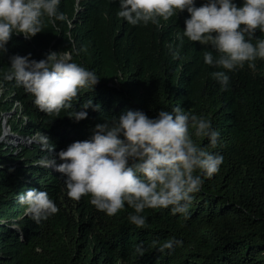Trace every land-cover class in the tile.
<instances>
[{"label":"trees","instance_id":"16d2710c","mask_svg":"<svg viewBox=\"0 0 264 264\" xmlns=\"http://www.w3.org/2000/svg\"><path fill=\"white\" fill-rule=\"evenodd\" d=\"M15 5L0 264H264V0Z\"/></svg>","mask_w":264,"mask_h":264},{"label":"rangeland","instance_id":"374dc122","mask_svg":"<svg viewBox=\"0 0 264 264\" xmlns=\"http://www.w3.org/2000/svg\"><path fill=\"white\" fill-rule=\"evenodd\" d=\"M10 7H11V12L13 13V16H15L16 12V5H15V0L10 2ZM4 93H1V98H4L5 96L3 95ZM2 104L6 102V99H0ZM14 111L11 113H6V112H1L0 113V150H4V152L8 151H13L16 156H18L20 153V147L21 146H26L29 149H32L36 141L34 139L29 140L27 137H22L17 135L14 130H12V124L17 123L16 117L13 115ZM7 145L11 146L8 148H5ZM1 155V152H0ZM24 160H21L20 162H15V163H10L7 166H3V164H0V171L9 169L10 173H15L17 169L21 166V162ZM58 169V168H57ZM6 221H3L4 223ZM14 230H19V228L15 225L12 226ZM20 234V233H19ZM0 259H4L3 257Z\"/></svg>","mask_w":264,"mask_h":264},{"label":"water","instance_id":"95a60500","mask_svg":"<svg viewBox=\"0 0 264 264\" xmlns=\"http://www.w3.org/2000/svg\"><path fill=\"white\" fill-rule=\"evenodd\" d=\"M13 1V0H8V4L10 5V2Z\"/></svg>","mask_w":264,"mask_h":264},{"label":"built area","instance_id":"2783aa9c","mask_svg":"<svg viewBox=\"0 0 264 264\" xmlns=\"http://www.w3.org/2000/svg\"><path fill=\"white\" fill-rule=\"evenodd\" d=\"M17 106L21 107L20 103H17Z\"/></svg>","mask_w":264,"mask_h":264}]
</instances>
